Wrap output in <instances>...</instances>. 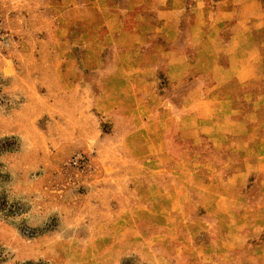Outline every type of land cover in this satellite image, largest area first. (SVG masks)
Listing matches in <instances>:
<instances>
[{
  "label": "rangeland",
  "instance_id": "374dc122",
  "mask_svg": "<svg viewBox=\"0 0 264 264\" xmlns=\"http://www.w3.org/2000/svg\"><path fill=\"white\" fill-rule=\"evenodd\" d=\"M214 1L0 0V264H264V171L225 185L191 98Z\"/></svg>",
  "mask_w": 264,
  "mask_h": 264
},
{
  "label": "crops",
  "instance_id": "0c3cea01",
  "mask_svg": "<svg viewBox=\"0 0 264 264\" xmlns=\"http://www.w3.org/2000/svg\"><path fill=\"white\" fill-rule=\"evenodd\" d=\"M213 4L215 12L208 17L211 28L206 32L210 38L219 39L221 46L216 48L218 57L212 66L208 61L199 65L205 66L204 83L199 87L195 85L190 91L194 93L191 98L199 96L203 102L222 100L221 115L227 132L236 134L234 131H237L239 148L248 149L239 163L234 164V169L225 172V185L233 186L237 182L244 184L250 177V170L261 177L264 171V166L261 167L262 163L264 165V0H216ZM169 13L170 10H165L162 16L167 17ZM214 21L227 22V33H220L221 28L212 24ZM209 47L210 42L205 41L197 51L202 53V49ZM171 51L176 52L175 56L168 51L167 57L171 54L179 59L185 58L178 50ZM194 79L193 83L197 82ZM249 116H253L250 121ZM224 138L222 136L224 142H233ZM249 162L254 163L253 167ZM225 163L230 164V160ZM262 182L264 184V180Z\"/></svg>",
  "mask_w": 264,
  "mask_h": 264
},
{
  "label": "trees",
  "instance_id": "16d2710c",
  "mask_svg": "<svg viewBox=\"0 0 264 264\" xmlns=\"http://www.w3.org/2000/svg\"><path fill=\"white\" fill-rule=\"evenodd\" d=\"M28 264H46V263H42V262H33V263H31V262H29Z\"/></svg>",
  "mask_w": 264,
  "mask_h": 264
}]
</instances>
